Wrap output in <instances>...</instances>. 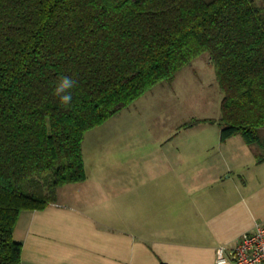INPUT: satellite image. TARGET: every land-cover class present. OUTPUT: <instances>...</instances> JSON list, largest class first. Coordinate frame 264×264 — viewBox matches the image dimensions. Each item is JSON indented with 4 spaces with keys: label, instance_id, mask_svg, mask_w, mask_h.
Here are the masks:
<instances>
[{
    "label": "trees",
    "instance_id": "trees-1",
    "mask_svg": "<svg viewBox=\"0 0 264 264\" xmlns=\"http://www.w3.org/2000/svg\"><path fill=\"white\" fill-rule=\"evenodd\" d=\"M205 53L221 142L239 136L264 161L256 0H0V264L21 263V212L85 179V134ZM64 76L76 82L68 104L54 94Z\"/></svg>",
    "mask_w": 264,
    "mask_h": 264
},
{
    "label": "crops",
    "instance_id": "crops-1",
    "mask_svg": "<svg viewBox=\"0 0 264 264\" xmlns=\"http://www.w3.org/2000/svg\"><path fill=\"white\" fill-rule=\"evenodd\" d=\"M219 117L187 121L178 128L197 133L118 152L114 164L96 160L92 169L85 150L109 141L100 129L110 119L87 132L85 179L19 215L20 264H216L218 247L264 220V161L239 136L221 142Z\"/></svg>",
    "mask_w": 264,
    "mask_h": 264
},
{
    "label": "rangeland",
    "instance_id": "rangeland-1",
    "mask_svg": "<svg viewBox=\"0 0 264 264\" xmlns=\"http://www.w3.org/2000/svg\"><path fill=\"white\" fill-rule=\"evenodd\" d=\"M256 2L264 5V0ZM221 99L222 94L209 57L206 53L202 54L177 72L171 83L163 82L155 86L132 105L111 117L105 127L100 129L102 135L110 136L109 141H100L94 145V149L85 150L88 168L96 167V160H100L97 164L103 165L106 164L103 163L105 159L110 160L112 165L117 160L118 152L124 157L129 152H142L151 148L157 139L178 135V140L180 137L183 140L187 134L197 133L196 130L192 132L178 127L194 119L217 118ZM210 134L211 131L205 135ZM261 135L264 136V130ZM196 139L193 141L196 142Z\"/></svg>",
    "mask_w": 264,
    "mask_h": 264
},
{
    "label": "built area",
    "instance_id": "built-area-1",
    "mask_svg": "<svg viewBox=\"0 0 264 264\" xmlns=\"http://www.w3.org/2000/svg\"><path fill=\"white\" fill-rule=\"evenodd\" d=\"M215 256L216 264H264V220L255 222L233 246L218 247Z\"/></svg>",
    "mask_w": 264,
    "mask_h": 264
},
{
    "label": "clouds",
    "instance_id": "clouds-1",
    "mask_svg": "<svg viewBox=\"0 0 264 264\" xmlns=\"http://www.w3.org/2000/svg\"><path fill=\"white\" fill-rule=\"evenodd\" d=\"M75 83L76 82L71 77L64 76L56 85L54 89V94L58 96L62 103L68 104L71 102L72 96L70 89L74 87Z\"/></svg>",
    "mask_w": 264,
    "mask_h": 264
}]
</instances>
